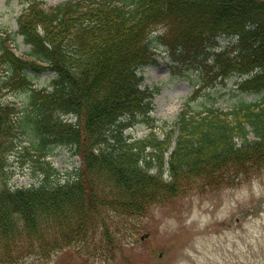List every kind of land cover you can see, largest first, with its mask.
Instances as JSON below:
<instances>
[{
    "label": "trees",
    "instance_id": "16d2710c",
    "mask_svg": "<svg viewBox=\"0 0 264 264\" xmlns=\"http://www.w3.org/2000/svg\"><path fill=\"white\" fill-rule=\"evenodd\" d=\"M18 23L17 33L0 35V84L32 89L33 110L0 101V264L47 261L70 248L108 260L137 236L153 205L236 187L264 169V100L229 112H182L168 181L173 136L130 142L124 134L138 115L149 118L151 93L140 88L137 70L155 59L156 30L171 49L236 38L205 66L208 81L237 76L242 92H263L264 0H68L50 7L34 0ZM18 36L30 47L27 58L8 43ZM45 71L57 74L53 90L31 88L29 73ZM27 127L33 150L65 145L80 156L65 184L10 186L9 157Z\"/></svg>",
    "mask_w": 264,
    "mask_h": 264
},
{
    "label": "rangeland",
    "instance_id": "374dc122",
    "mask_svg": "<svg viewBox=\"0 0 264 264\" xmlns=\"http://www.w3.org/2000/svg\"><path fill=\"white\" fill-rule=\"evenodd\" d=\"M32 1L0 0V33L15 31L18 17ZM44 1L53 6L66 0ZM153 45L157 61L143 70L142 86L155 93L151 116L158 125L157 136L163 138L165 131L171 128L164 122L173 123L191 93L201 88L206 76L204 64L211 62L214 47L172 51L157 37ZM220 45L226 47L227 38H222ZM15 46L21 55L29 50L22 37ZM55 77L52 72L34 75L35 87L52 90ZM28 97V91L0 90V100L14 103L22 110L27 108ZM263 98L264 94L240 93L237 78L233 77L224 83L217 82L215 87L201 88L192 107L197 109L213 103L230 110L240 103ZM21 129L17 147L9 157L13 188L63 184L71 177V170L80 167V158L69 146H55L45 159L28 153L32 151L35 136L30 128ZM129 133L143 138L149 129L138 125ZM40 163L46 171L41 169ZM143 222L144 228L138 235L140 242L119 249L114 259L94 260L67 249L56 252L47 261L31 257L19 264H264V172L240 187L177 197L164 206H153ZM146 233L149 236L141 240V235Z\"/></svg>",
    "mask_w": 264,
    "mask_h": 264
}]
</instances>
